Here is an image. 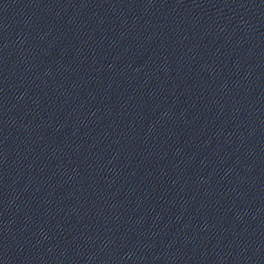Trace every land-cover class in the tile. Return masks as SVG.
<instances>
[{
  "label": "water",
  "instance_id": "1",
  "mask_svg": "<svg viewBox=\"0 0 264 264\" xmlns=\"http://www.w3.org/2000/svg\"><path fill=\"white\" fill-rule=\"evenodd\" d=\"M0 264H264V0H0Z\"/></svg>",
  "mask_w": 264,
  "mask_h": 264
}]
</instances>
